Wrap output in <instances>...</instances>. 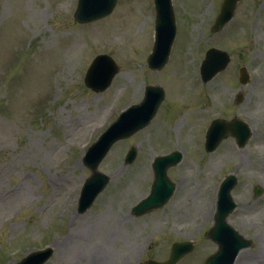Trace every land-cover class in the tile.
Segmentation results:
<instances>
[{
	"label": "rangeland",
	"instance_id": "obj_1",
	"mask_svg": "<svg viewBox=\"0 0 264 264\" xmlns=\"http://www.w3.org/2000/svg\"><path fill=\"white\" fill-rule=\"evenodd\" d=\"M175 3L178 32L170 63L164 71L151 72L153 0H119L113 15L89 24L74 21L77 0H0V264H14L28 247L49 242L55 249L46 264H90L89 254L99 246L107 256L103 264L166 259L172 242L181 239H195L196 255L204 257L203 233L213 219L218 183L231 172L242 178L233 191L239 213L231 221L256 240L264 259V0H242L235 18L217 34L210 27L221 0ZM129 37L134 39L129 42ZM74 41L75 48L67 50ZM212 46L227 50L231 64L203 85L201 120L220 111L227 117L240 112L253 127L245 148H236L233 138L225 142L232 155L223 153V145L212 153L197 150L187 113L172 128L174 101L184 98L180 91H190V78L197 88L201 84L195 72ZM101 52L111 54L121 68L108 89L95 92L85 86L84 75ZM241 66L252 74L247 85L238 81ZM151 83L166 89L158 114L150 126L112 147L100 167L111 175L110 184L80 214L78 198L90 174L81 161L84 152L124 105L142 99ZM237 91L245 98L235 105ZM223 100L233 104L231 113ZM132 145L140 156L125 166ZM176 148L184 158L170 169L177 181L173 198L164 209L130 214L128 207L149 189L154 156ZM145 165L151 178L142 181ZM255 187L262 189L258 198ZM70 235L71 242L64 243ZM17 248L20 252L10 257Z\"/></svg>",
	"mask_w": 264,
	"mask_h": 264
},
{
	"label": "water",
	"instance_id": "obj_2",
	"mask_svg": "<svg viewBox=\"0 0 264 264\" xmlns=\"http://www.w3.org/2000/svg\"><path fill=\"white\" fill-rule=\"evenodd\" d=\"M160 1L163 2L161 5H160ZM80 2H82L79 6V9L78 11L76 12V18L78 20H90V19H93V18H97V17H100L102 15H105L107 14L110 10H111V7L113 6L115 0H107L106 2L102 3V4H95L96 6L93 7L91 4H93L91 1L89 0H80ZM157 4H158V11H159V16H162L164 14V10L165 11H170V7H169V4L167 3V0H157ZM98 6V7H97ZM103 9H102V8ZM234 7H235V0H233L232 2L230 0H226L223 8H222V12L219 16V21H218V25H223L227 19L231 16V13H233V10H234ZM94 8V9H93ZM93 9V10H92ZM220 26V27H221ZM105 57V56H104ZM104 57H100V59L104 58ZM99 60V58H98ZM97 68V62L94 64V70ZM92 68L90 69L93 70ZM115 72V71H114ZM114 72L111 74V76L109 75V79L112 77V75L114 74ZM90 80V82L92 84L93 83V80L92 78L88 79ZM89 82V83H90ZM109 82L107 81L104 85L107 86ZM161 100V97L158 99V101L156 102L155 106H154V109L153 111L150 113V117L154 114L159 102ZM136 111H132L131 113H135ZM126 116V114H124L121 118V120ZM149 118L146 119V120H140V119H134V122H131V124H136L134 125L132 128L126 130L125 132L121 133L120 135L118 136H125L126 134H128L129 132H132L138 128H140L141 126H143L144 124H146L148 121H149ZM126 120L123 119V121L121 122L120 125H118L119 123L116 124L115 128H121V129H126L127 127L123 126L124 122ZM121 131V130H119ZM114 139H112L103 149L102 151L99 153L98 157L96 158V160L91 164V166L95 169L97 163L101 160V158L103 157V155L106 153V151L108 150L111 142L113 141ZM175 157V155H171V156H168V157H163V158H160L158 161H164L166 164L165 165H168L172 162V159ZM96 172V170H94ZM100 175L99 174H96L95 177H93L91 180L93 179H97ZM90 180V181H91ZM163 188H164V183H163V180L159 181V178H157L156 182H155V185H154V189H153V195L149 198L148 200V205L151 201H158V200H162L163 196H166V194H163ZM161 196V197H160ZM178 248V247H177ZM179 254H181V251L179 249H176L173 253V256H172V260H171V263L169 264H173L174 261L178 258ZM158 262H155V261H152L150 263H147V264H157Z\"/></svg>",
	"mask_w": 264,
	"mask_h": 264
},
{
	"label": "bare ground",
	"instance_id": "obj_3",
	"mask_svg": "<svg viewBox=\"0 0 264 264\" xmlns=\"http://www.w3.org/2000/svg\"><path fill=\"white\" fill-rule=\"evenodd\" d=\"M75 41L73 43H71L68 47L67 50H72L75 48ZM180 121V120H179ZM88 232H90V229L87 230ZM86 231V232H87ZM67 239V240H66ZM65 239L64 243H67L68 241L71 242L72 240V235L68 236ZM89 259H90V264H103L105 262V259L107 258V256H105L102 252V248L99 246L92 254H89Z\"/></svg>",
	"mask_w": 264,
	"mask_h": 264
}]
</instances>
